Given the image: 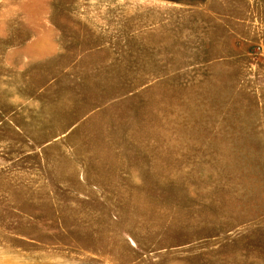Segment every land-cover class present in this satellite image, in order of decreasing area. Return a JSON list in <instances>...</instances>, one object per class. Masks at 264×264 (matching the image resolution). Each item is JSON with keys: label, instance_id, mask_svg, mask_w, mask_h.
Segmentation results:
<instances>
[{"label": "rangeland", "instance_id": "obj_1", "mask_svg": "<svg viewBox=\"0 0 264 264\" xmlns=\"http://www.w3.org/2000/svg\"><path fill=\"white\" fill-rule=\"evenodd\" d=\"M0 264H264V0H0Z\"/></svg>", "mask_w": 264, "mask_h": 264}]
</instances>
